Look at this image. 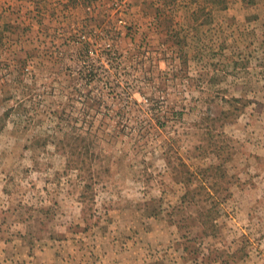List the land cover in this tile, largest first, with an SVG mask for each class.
Instances as JSON below:
<instances>
[{"label":"rangeland","instance_id":"rangeland-1","mask_svg":"<svg viewBox=\"0 0 264 264\" xmlns=\"http://www.w3.org/2000/svg\"><path fill=\"white\" fill-rule=\"evenodd\" d=\"M0 264H264V0H0Z\"/></svg>","mask_w":264,"mask_h":264},{"label":"trees","instance_id":"trees-1","mask_svg":"<svg viewBox=\"0 0 264 264\" xmlns=\"http://www.w3.org/2000/svg\"><path fill=\"white\" fill-rule=\"evenodd\" d=\"M111 68H118V66L117 67L111 66ZM185 195L183 198H185ZM208 196H210V195H208ZM213 214H214V206L213 205L211 207L207 208L206 210L199 213L200 220H201L202 226H203L202 232L206 235L214 237L218 233L219 229L215 223V219L212 217ZM206 226L208 227L209 231L206 230L207 229Z\"/></svg>","mask_w":264,"mask_h":264}]
</instances>
